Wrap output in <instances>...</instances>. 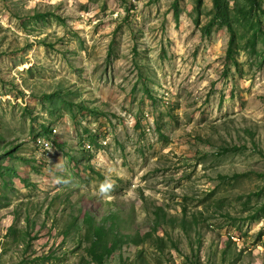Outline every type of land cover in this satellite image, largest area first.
Listing matches in <instances>:
<instances>
[{
  "label": "rangeland",
  "instance_id": "1",
  "mask_svg": "<svg viewBox=\"0 0 264 264\" xmlns=\"http://www.w3.org/2000/svg\"><path fill=\"white\" fill-rule=\"evenodd\" d=\"M87 214L101 264H264V0H0V264H96Z\"/></svg>",
  "mask_w": 264,
  "mask_h": 264
},
{
  "label": "trees",
  "instance_id": "2",
  "mask_svg": "<svg viewBox=\"0 0 264 264\" xmlns=\"http://www.w3.org/2000/svg\"><path fill=\"white\" fill-rule=\"evenodd\" d=\"M214 3L217 6L219 0H214ZM232 42H233V35L231 37V44ZM154 216L157 224H159L160 221H165V222L168 221L167 215L164 213V211L161 208H158L154 211ZM184 217H186V215H184ZM112 219L114 223L110 225V229H116L115 223L117 220L121 219L120 215L112 213ZM83 222L85 226L84 228L88 233L89 237H91V242L93 245V247L89 249V254L92 257L93 261L96 262V264H101L103 257L110 253V251L107 250V246H105L104 244L105 233L102 231L100 227L97 226L96 222L91 219V216L89 214L85 215ZM174 225L175 223H173V226ZM99 248L100 251L98 250ZM139 260L141 261V264H149L148 255H146V252L144 251L139 253Z\"/></svg>",
  "mask_w": 264,
  "mask_h": 264
},
{
  "label": "clouds",
  "instance_id": "3",
  "mask_svg": "<svg viewBox=\"0 0 264 264\" xmlns=\"http://www.w3.org/2000/svg\"><path fill=\"white\" fill-rule=\"evenodd\" d=\"M100 189H101V191H104L105 190V185L102 184Z\"/></svg>",
  "mask_w": 264,
  "mask_h": 264
}]
</instances>
